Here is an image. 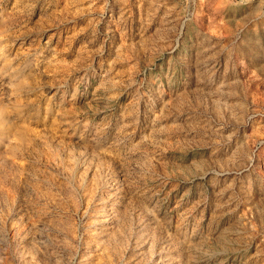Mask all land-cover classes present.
<instances>
[{"label":"rangeland","instance_id":"1","mask_svg":"<svg viewBox=\"0 0 264 264\" xmlns=\"http://www.w3.org/2000/svg\"><path fill=\"white\" fill-rule=\"evenodd\" d=\"M0 264H264V0H0Z\"/></svg>","mask_w":264,"mask_h":264}]
</instances>
